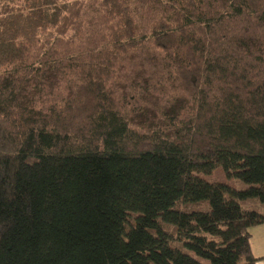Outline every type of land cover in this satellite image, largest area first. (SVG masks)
<instances>
[{"label": "trees", "instance_id": "trees-1", "mask_svg": "<svg viewBox=\"0 0 264 264\" xmlns=\"http://www.w3.org/2000/svg\"><path fill=\"white\" fill-rule=\"evenodd\" d=\"M246 199L264 0H0V264H258Z\"/></svg>", "mask_w": 264, "mask_h": 264}, {"label": "rangeland", "instance_id": "rangeland-1", "mask_svg": "<svg viewBox=\"0 0 264 264\" xmlns=\"http://www.w3.org/2000/svg\"><path fill=\"white\" fill-rule=\"evenodd\" d=\"M208 182H221L230 185L232 188L238 191H244L247 189V186L239 180L230 179L225 176L224 171L221 168L215 169L210 175H201ZM241 208L247 211H256L260 214H264V204L259 202L257 199H246L238 201ZM185 211H195V210H208V206L205 203L191 204L185 205L182 207ZM170 232H174L173 227H168ZM173 246L178 248L184 253L190 254L187 250H185L181 243H173ZM192 255V254H190ZM202 264H207L206 261H201Z\"/></svg>", "mask_w": 264, "mask_h": 264}, {"label": "crops", "instance_id": "crops-1", "mask_svg": "<svg viewBox=\"0 0 264 264\" xmlns=\"http://www.w3.org/2000/svg\"><path fill=\"white\" fill-rule=\"evenodd\" d=\"M249 233L252 254L258 260V264H264V225L249 229Z\"/></svg>", "mask_w": 264, "mask_h": 264}]
</instances>
